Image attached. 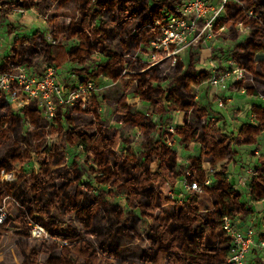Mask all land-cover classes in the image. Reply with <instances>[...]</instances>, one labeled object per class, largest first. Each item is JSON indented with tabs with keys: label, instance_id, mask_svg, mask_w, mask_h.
I'll list each match as a JSON object with an SVG mask.
<instances>
[{
	"label": "trees",
	"instance_id": "trees-1",
	"mask_svg": "<svg viewBox=\"0 0 264 264\" xmlns=\"http://www.w3.org/2000/svg\"><path fill=\"white\" fill-rule=\"evenodd\" d=\"M178 1L0 0V7L52 14L48 20L52 41L37 32L32 41L15 40L10 55L0 63V73L21 66L40 73L36 69L45 64L57 68L77 64L74 71L85 77L82 84L111 81L109 88L101 90L103 98L108 99L109 92L115 94L112 115L126 132L139 129L141 140V152L136 153L131 140L117 137L101 123L97 100L86 109L81 100L59 106L50 124L37 102L17 114L0 91V174L30 159L35 140L48 128L57 138L53 150L44 155L39 173L21 171L12 183L0 181V218L4 213L0 246L5 228L20 227L25 232L16 242L20 264H227L231 240L223 230V219L252 213L242 203V193L230 184L227 167L234 163L237 147L258 143L264 133V107H252L256 124H244L236 138L209 134L202 123L204 110L198 108L191 92L192 86L207 80L205 72L196 70L194 56L186 66L179 60L174 66L166 61L146 71L125 57L160 34L161 24L155 23L161 21L164 10L174 11ZM241 1L244 6H225L226 14L216 28L226 27V38L237 41V25L249 27L247 38L232 52V60L244 74L236 87L249 96H260L264 95V0ZM73 41L76 44L69 46ZM95 54L105 60L91 70L87 62ZM132 85L134 95L150 103L153 115L162 117L171 109L184 113L183 126L169 136L178 137L185 147L200 145V155L192 157L186 167L178 164L177 152L167 142L156 140L157 126L151 115L127 103ZM76 117L97 124L90 133L65 129L64 124H72ZM25 123L30 126L26 132ZM20 144L25 146L22 152L15 147ZM68 146H83L87 162L95 165L90 184L81 183L85 171L77 163L64 165ZM203 162L221 166L211 186L205 185ZM187 171L201 192L190 194L184 204H173L169 191ZM112 190L126 195L127 210L107 199ZM249 197L253 202L264 201V161L251 179ZM171 204L170 213L163 210ZM147 220L151 223L143 233L141 226ZM29 221L44 227L51 239H30ZM146 243L147 249L138 258Z\"/></svg>",
	"mask_w": 264,
	"mask_h": 264
},
{
	"label": "rangeland",
	"instance_id": "rangeland-1",
	"mask_svg": "<svg viewBox=\"0 0 264 264\" xmlns=\"http://www.w3.org/2000/svg\"><path fill=\"white\" fill-rule=\"evenodd\" d=\"M14 0H9L12 2ZM187 0H179L177 5L185 3ZM209 5H211L214 10H222L219 14L215 25L212 27L211 32L206 31L203 33L196 42L191 43L185 48L175 49L174 46L169 45L167 49L161 44L162 40V29L166 25V15L172 13L173 11H163L161 21L155 23L156 25L161 24L160 34L151 39L148 43L142 44L138 49L132 51L125 57L130 60V62L138 63L144 66L146 70H149L163 62L170 61L172 66L173 58L165 59L166 56H176L177 60L183 62L186 66L190 62L191 56H194V62L196 63L195 68L198 72H205L207 74V80L202 82L198 86H192L191 92L195 96V102L199 109L204 110L203 125L207 128L209 134L222 135L229 139L236 138L239 134L241 127L244 124H256L255 117L252 113V107L262 106L264 107V95L260 96H249L245 90L242 88H237L238 84L244 78L242 70L238 65L232 60V52L235 46L243 42L249 32V27H245L242 24L237 25V29L240 32V38L237 41H232L226 38V33L228 29L222 27L217 29L216 26L220 20L225 16L226 9L225 6L229 4L244 6V2L241 0H208ZM174 7V10H175ZM214 14L216 12H213ZM51 11L47 10H30V11H18L13 10L9 6L0 7V63L3 62L7 56L10 55V49L14 41L17 39L32 41L34 38L33 34L35 32L43 34L46 39L52 41V33L49 27L48 20L51 18ZM252 11L249 13L251 17ZM203 24L200 23L196 34L203 28ZM11 28L16 30L12 32ZM76 42H70L69 46L75 45ZM105 59L99 54H95L87 62L90 69L93 70L95 66ZM177 62V61H176ZM45 65L39 66L36 69L38 72H43ZM50 66V65H49ZM57 73L59 74V79L63 84L64 89L68 91L74 90L76 85H79L82 81H85L84 76L77 75L74 68H77V64L67 63L60 68L53 66ZM214 80H218V84L214 85ZM92 83L96 89L91 99H88L84 107V102H82V109H86L94 100H97L99 104V114L101 117V123L105 124L107 127L112 129L117 137L125 138L131 140V146L136 153L141 152V140H140V130L133 129L130 132H126L122 129V124L119 123L116 118L112 115V99L115 94L109 92L108 99H104L101 90L109 88L112 83L109 80L101 79L100 84L97 86L92 81H87V83ZM134 85L130 90L127 97V103L134 107L137 112H142L144 114H150L152 120L157 126V131L155 138L156 140H161L162 142H167L168 145L172 147L173 150L177 152L178 164L182 167H186L189 160L192 157H198L200 155L201 147L199 144H192L189 147H185L179 142L178 137H170L176 128L183 126V116L184 113L171 109L164 116H156L152 114V107L150 103L141 101L138 97L134 95ZM14 110L17 114H20V110L15 103H13ZM222 104V106H220ZM16 105V106H15ZM97 121H92L90 118H74L72 124H64V128L67 130L80 129L88 133L91 132L92 126ZM30 126L25 123L24 132L29 129ZM57 143L56 137L50 133L49 128L42 134L40 139L35 140V160L43 161L44 155L48 152L49 148L53 147ZM20 152L25 148L24 145L15 146ZM65 164L71 165L73 162L77 163L84 171L85 175L81 180L82 184H90L93 180L92 168L95 165L87 162V156L82 149L73 148L68 146L64 149ZM237 156L234 163H231L227 167V176L230 184L240 193H242V203L249 209L252 210L250 215L246 217L238 216L237 219L241 220V227H255L256 223H263L264 226V201L253 202L249 197V188L251 179L257 176L259 170L262 167L264 161V133H262L258 138V143L256 145L240 146L237 147ZM29 163V159L25 160ZM17 172L21 169V164L17 163ZM214 175L221 171L220 164L212 165ZM26 170H29L28 172ZM22 172L30 173L32 169L24 166ZM11 173V172H7ZM18 173L14 172V179L12 183L16 180ZM179 180H176L175 185L170 189L169 193L174 189L177 193L179 191ZM215 183V179H213ZM98 187L95 186V194H97ZM104 190L110 191L108 187ZM107 199L117 205H119L124 210L128 209L126 202V195L121 192L111 191ZM173 209V205L166 206L163 210L170 213ZM16 213V211H13ZM151 220H147L142 223L141 232H145L148 229ZM6 236L4 237L2 244L0 246V260L8 261L9 264H20V259L18 251L16 248L17 240L25 232L18 226L12 224L10 227L5 228ZM260 231V230H259ZM148 244H144L138 254V258L147 249Z\"/></svg>",
	"mask_w": 264,
	"mask_h": 264
},
{
	"label": "built area",
	"instance_id": "built-area-1",
	"mask_svg": "<svg viewBox=\"0 0 264 264\" xmlns=\"http://www.w3.org/2000/svg\"><path fill=\"white\" fill-rule=\"evenodd\" d=\"M222 10H214L208 0H187L177 5L172 13L166 15V25L162 29L161 44L165 49L169 45L175 49H183L197 39L206 31L211 32L219 14ZM213 12H216L215 14ZM204 26L196 34L199 24ZM173 58L172 66L176 64V56H166L165 59ZM218 80H214L217 85ZM0 91L9 94H17L15 100L21 108L30 102H37L43 117L52 122L56 117L59 106H71L79 100L84 102L96 91L92 83L76 85L74 90L66 91L59 79V74L53 66L46 65L42 73L35 72L27 66L17 69L11 73L0 74ZM222 106V104H220ZM82 149V147H79ZM29 166V165H27ZM30 167V166H29ZM205 174V185L211 186L214 179L212 164L202 163ZM192 173L187 171L179 180V191L172 190L169 197L173 204H184L189 195L200 193L201 187L197 181L191 180ZM14 179V172L1 173L2 182H11ZM1 215V219L3 218ZM223 230L231 240V248L227 258V264H264V226L257 229L256 226L241 227V220L225 217L223 219ZM260 230V231H259ZM33 239H49L46 230L34 226L31 231Z\"/></svg>",
	"mask_w": 264,
	"mask_h": 264
},
{
	"label": "flooded vegetation",
	"instance_id": "flooded-vegetation-1",
	"mask_svg": "<svg viewBox=\"0 0 264 264\" xmlns=\"http://www.w3.org/2000/svg\"><path fill=\"white\" fill-rule=\"evenodd\" d=\"M8 57V56H7ZM21 67H24V66H21ZM21 67H18V68H15V69H13V70H11L10 72H3V73H11V72H15V71H17V69H19V68H21ZM1 74V73H0ZM4 93V92H3ZM5 95L7 96V98L10 100V102L12 103H15L16 105V107H18V109L20 110V113H21V110L24 108H21L20 106H19V103L17 102V100H15V96H14V94H12V93H9V94H6L5 93ZM13 105V104H12ZM14 108V107H13ZM46 120V119H45ZM47 121V120H46ZM54 121V120H53ZM53 121L52 122H49L50 124H52L53 123ZM57 139V138H56ZM79 147H82V152H84V149H83V146H79ZM49 150H53V147H51V148H49ZM33 153H35V151H33L32 153H31V158L29 159V163L28 164H26L27 162H16L15 164H14V169H13V171H11V172H15V173H19V172H21L22 171V168L24 167V166H26V167H29L30 169H32V172H30V173H35V174H37V173H39L40 172V170H41V166H42V163H43V161L41 160V161H38V160H35V157L34 156H36L35 154H33ZM64 161H65V158L67 159V157H66V155H65V152H64ZM17 163H20L21 164V169H20V171L19 172H17L16 170V168H17ZM27 165H29V166H27ZM27 172L29 171V170H26ZM2 172H5V171H1V173ZM5 173H7V172H5ZM24 173H26V172H24ZM0 181H1V183L2 184H6V182H2V180H1V174H0ZM2 210V209H1ZM3 214V216H4V213H2ZM34 226H39V225H37V224H34L32 221H29L28 222V224H27V236H29V238L30 239H33L32 238V235H31V231H32V228L34 227ZM39 227H42V226H39ZM42 228H44V227H42ZM45 229V228H44ZM46 230V229H45ZM46 232L48 233V231L46 230ZM48 235H49V239H47V240H45V239H35V240H39V241H48V240H50L51 239V236H50V234L48 233ZM0 261H2V260H0Z\"/></svg>",
	"mask_w": 264,
	"mask_h": 264
},
{
	"label": "crops",
	"instance_id": "crops-1",
	"mask_svg": "<svg viewBox=\"0 0 264 264\" xmlns=\"http://www.w3.org/2000/svg\"><path fill=\"white\" fill-rule=\"evenodd\" d=\"M262 227V222H260L259 224L256 223V228L259 229Z\"/></svg>",
	"mask_w": 264,
	"mask_h": 264
}]
</instances>
